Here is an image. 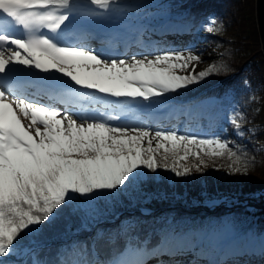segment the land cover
<instances>
[{"label":"trees","instance_id":"16d2710c","mask_svg":"<svg viewBox=\"0 0 264 264\" xmlns=\"http://www.w3.org/2000/svg\"><path fill=\"white\" fill-rule=\"evenodd\" d=\"M256 1L140 0L115 4L124 16L107 17V9L99 7L86 12L94 13L96 22L131 23L122 22L127 26L115 31L110 47L128 57L166 51L187 56L192 50L204 57L200 61L211 56L203 71L224 66L147 101L89 97L91 111L118 114L115 122L153 133L227 140L238 154H247V173H231L227 155L209 159L203 153L208 164L201 165L203 171L193 167L199 163L194 157L180 161L192 167L186 176L143 169L144 175L113 191L74 197L49 221L22 232L15 250L0 259L7 264H264V52ZM210 26L219 31H207ZM235 176L249 177V183L238 186Z\"/></svg>","mask_w":264,"mask_h":264},{"label":"snow or ice","instance_id":"6c2138e0","mask_svg":"<svg viewBox=\"0 0 264 264\" xmlns=\"http://www.w3.org/2000/svg\"><path fill=\"white\" fill-rule=\"evenodd\" d=\"M90 2L108 9L116 0ZM71 7L72 0H0V258L15 250L22 232L27 234L49 221L74 197L113 191L142 175L141 169L164 168L186 176L192 167L180 161L194 157L199 163L193 167L203 171L201 165L208 164L201 153L209 159L227 155L231 173L246 174L250 164L247 154H238L219 137L153 133L147 127L113 123L120 120L118 114L81 117L78 122L70 111L62 114L53 104L20 95L14 84L16 65L44 73L54 70L67 78V83L49 79L44 85L58 91L55 99L66 106L88 98L77 87L147 101L224 68L213 64L198 74L194 68L190 75L177 74L200 61L192 50L187 56L166 51L151 59L132 56L126 60L62 45L42 30L58 33L69 21ZM207 31L219 29L210 26ZM232 123L240 128L235 118ZM161 150L162 160L158 159ZM168 154L173 157L171 163ZM0 264L7 262L0 259Z\"/></svg>","mask_w":264,"mask_h":264},{"label":"rangeland","instance_id":"374dc122","mask_svg":"<svg viewBox=\"0 0 264 264\" xmlns=\"http://www.w3.org/2000/svg\"><path fill=\"white\" fill-rule=\"evenodd\" d=\"M138 1L140 0H116V2L110 5L111 7L107 9V12H108L107 17H115V16L123 15L122 14L123 11L121 9H117L116 7H114V5L117 4L118 2H120L121 5L126 6L127 4H124V3H129V5H132V4L137 3ZM81 4H87L90 6L92 3L90 2V0H82L81 2H78L74 7H71L70 19L68 22H66L65 25H62L61 30L58 33H48L47 30H42V31H44L45 34H49V35L54 34L53 36L58 41H60L61 44L65 46H78V47H83L85 49L95 50L96 53L101 55L103 58H105L103 54L108 55L109 52H110L109 56H112L113 51L109 49L108 45H111L116 41V36L114 35L115 31L121 30V33H122L124 31V28L127 26L125 24L122 27V22H127L128 20L122 19L123 20L122 21V20H117V18H115L111 20L112 21L111 25H109L108 23H103L102 21L101 22H96L94 20L87 21L86 19H84V16L87 17L89 16V14L85 13L86 9L83 8L85 6H82ZM129 5L127 7H132ZM94 6L96 5H93L92 7ZM93 14L94 13L90 15V18ZM127 24L130 26L131 23L128 21ZM197 55L200 58H204V57H201L202 55H199V54ZM125 57L126 58H123V59L130 60L131 58V57H128V54L125 55ZM210 57L211 56H208L205 60H209ZM137 58H143V57H137ZM151 58H154V57H151ZM112 59H120V58H112ZM205 60L199 61V62H192L186 70L178 71L177 74L190 75L192 74L193 68L195 70V73L198 74L199 72L204 70ZM15 68H21L22 71L35 70L37 72H41L34 68L30 70L29 68H26L25 66H22V65H16ZM76 91L82 93L83 97H88V98L93 97L95 95H101V96L103 95L93 90H88V89H83V88H78V87L76 88ZM77 103L83 104L85 106L84 110L80 111L72 107L71 105H69L68 108L66 107V109H62L59 107L58 108L61 110L62 114L64 113V111H70L73 114L74 118L78 119V122H81L80 121L81 117H89L90 114L93 115L91 111L89 110V106H92L93 104L90 103V101H88L87 98H80L77 100ZM102 114L103 113H100V115ZM103 116L106 117L107 115L103 114ZM93 117L100 118L101 116L93 115ZM29 122L30 121L28 120L24 121L25 124ZM113 123L119 124L117 122H113ZM139 171L142 173V175H144L143 173H145V171H143V169ZM235 178L239 182L238 184L235 183L234 185L237 184L238 186H241L243 184L249 183V177L244 178V176H238V177L235 176ZM222 229L225 230V227H223ZM209 231L216 232V230H212V229H209ZM216 233L218 234V232Z\"/></svg>","mask_w":264,"mask_h":264},{"label":"water","instance_id":"95a60500","mask_svg":"<svg viewBox=\"0 0 264 264\" xmlns=\"http://www.w3.org/2000/svg\"><path fill=\"white\" fill-rule=\"evenodd\" d=\"M256 14L259 35L262 43V52H264V0L256 1Z\"/></svg>","mask_w":264,"mask_h":264},{"label":"bare ground","instance_id":"6f19581e","mask_svg":"<svg viewBox=\"0 0 264 264\" xmlns=\"http://www.w3.org/2000/svg\"><path fill=\"white\" fill-rule=\"evenodd\" d=\"M63 45V44H62Z\"/></svg>","mask_w":264,"mask_h":264}]
</instances>
